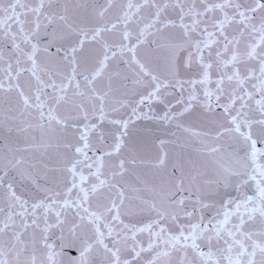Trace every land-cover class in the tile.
I'll use <instances>...</instances> for the list:
<instances>
[{
	"label": "snow or ice",
	"instance_id": "1",
	"mask_svg": "<svg viewBox=\"0 0 264 264\" xmlns=\"http://www.w3.org/2000/svg\"><path fill=\"white\" fill-rule=\"evenodd\" d=\"M0 264H264V0H0Z\"/></svg>",
	"mask_w": 264,
	"mask_h": 264
}]
</instances>
